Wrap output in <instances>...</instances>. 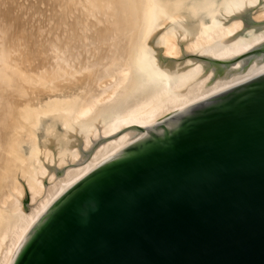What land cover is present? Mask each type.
<instances>
[{
    "label": "water",
    "instance_id": "water-1",
    "mask_svg": "<svg viewBox=\"0 0 264 264\" xmlns=\"http://www.w3.org/2000/svg\"><path fill=\"white\" fill-rule=\"evenodd\" d=\"M148 39L213 67L202 92L245 76L80 176L9 264H264V0H162Z\"/></svg>",
    "mask_w": 264,
    "mask_h": 264
},
{
    "label": "bare ground",
    "instance_id": "bare-ground-1",
    "mask_svg": "<svg viewBox=\"0 0 264 264\" xmlns=\"http://www.w3.org/2000/svg\"><path fill=\"white\" fill-rule=\"evenodd\" d=\"M150 3L0 0V264L80 176L245 76L242 59L202 92L214 68L205 75L201 61L176 66L153 51ZM50 112L64 128L25 155L21 145L39 139Z\"/></svg>",
    "mask_w": 264,
    "mask_h": 264
},
{
    "label": "rangeland",
    "instance_id": "rangeland-1",
    "mask_svg": "<svg viewBox=\"0 0 264 264\" xmlns=\"http://www.w3.org/2000/svg\"><path fill=\"white\" fill-rule=\"evenodd\" d=\"M162 0H151L150 6H151V25L153 24L154 18L156 16V13L161 5ZM149 43V42H148ZM70 112V109H69ZM68 112V113H69ZM65 113V117L68 118L69 114ZM63 121L60 120V115L57 112H50L48 113L45 118H43L40 121V130L38 132L39 139L36 140V142H28L25 141L21 145V150L25 155H30L31 153L35 152L40 144L46 143L47 139L51 137L52 135L56 134L57 132H60L64 126L62 125ZM37 128V130L39 129ZM45 141V142H44ZM43 142V143H42ZM22 179V177H20Z\"/></svg>",
    "mask_w": 264,
    "mask_h": 264
}]
</instances>
